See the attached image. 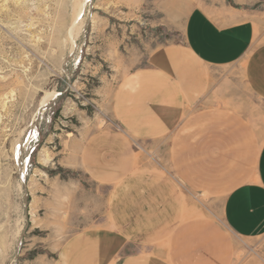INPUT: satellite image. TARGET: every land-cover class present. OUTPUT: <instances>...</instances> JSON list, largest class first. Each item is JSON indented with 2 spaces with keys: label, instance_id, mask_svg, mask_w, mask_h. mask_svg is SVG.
Here are the masks:
<instances>
[{
  "label": "crops",
  "instance_id": "obj_1",
  "mask_svg": "<svg viewBox=\"0 0 264 264\" xmlns=\"http://www.w3.org/2000/svg\"><path fill=\"white\" fill-rule=\"evenodd\" d=\"M185 20L182 43L118 83V129L83 142L76 163L109 187V215L63 241L54 264H236L233 239L264 236V120L241 110L246 93L264 101V36L225 2ZM137 142L165 150L167 169L137 159Z\"/></svg>",
  "mask_w": 264,
  "mask_h": 264
},
{
  "label": "rangeland",
  "instance_id": "obj_2",
  "mask_svg": "<svg viewBox=\"0 0 264 264\" xmlns=\"http://www.w3.org/2000/svg\"><path fill=\"white\" fill-rule=\"evenodd\" d=\"M214 2L245 12L264 36V0H0V264H54L63 241L106 220L109 187L75 160L83 142L118 129L120 80L182 43L188 13ZM243 101V114L264 120L263 100ZM259 129L264 142V122ZM134 149L167 169L165 150ZM233 241L236 264H264V236Z\"/></svg>",
  "mask_w": 264,
  "mask_h": 264
},
{
  "label": "bare ground",
  "instance_id": "obj_3",
  "mask_svg": "<svg viewBox=\"0 0 264 264\" xmlns=\"http://www.w3.org/2000/svg\"><path fill=\"white\" fill-rule=\"evenodd\" d=\"M81 10H82V9H81ZM79 14H80V12H79ZM79 14H78V15H79ZM74 26H76V25H74ZM74 26H73V27H74ZM74 28H75V27H74ZM71 32H72V31H71ZM71 35H72V34H71ZM73 43H74V42H73ZM74 48H75V47H74ZM46 103H47V98H45V99L42 101V103H41L42 106H41V107H42V108L46 107V105H47ZM16 152H17V156H19L20 153H21V152H20V147H18V148L16 149ZM18 159H19V158H18ZM46 160H47V159H46Z\"/></svg>",
  "mask_w": 264,
  "mask_h": 264
}]
</instances>
